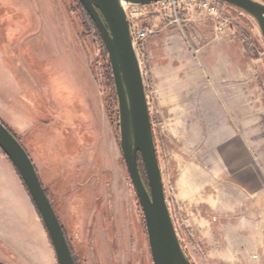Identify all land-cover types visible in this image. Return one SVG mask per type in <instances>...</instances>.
<instances>
[{
  "label": "crops",
  "instance_id": "1",
  "mask_svg": "<svg viewBox=\"0 0 264 264\" xmlns=\"http://www.w3.org/2000/svg\"><path fill=\"white\" fill-rule=\"evenodd\" d=\"M7 1L12 19L6 24L0 18V118L20 135L40 177H54L50 183L66 177L62 184L70 192L89 187L100 200L98 209L111 217L120 145L117 135L110 137L103 94L71 13L62 0ZM57 16L69 23L66 28L73 26L74 37L69 34L67 42L80 46L76 52L91 91L80 85L71 55L54 47ZM151 38L150 70L163 104L176 114L172 126L185 129L183 134L198 147L196 169L186 177L196 176L203 210L198 233L212 245L198 264H207V257L226 258L215 242L213 228L218 227L223 238L252 240L253 251L244 258L253 261L252 253L264 246V102L256 98L255 88L232 83L238 74L236 57L226 50L213 52L214 73L199 48L195 56L188 39L184 55L179 48L185 41L171 36L168 28L162 26ZM238 191H249L248 200L235 199ZM33 205L14 165L0 151V260L5 264L58 263ZM239 208L247 209L244 219ZM243 223L247 227L239 231L235 225Z\"/></svg>",
  "mask_w": 264,
  "mask_h": 264
},
{
  "label": "rangeland",
  "instance_id": "2",
  "mask_svg": "<svg viewBox=\"0 0 264 264\" xmlns=\"http://www.w3.org/2000/svg\"><path fill=\"white\" fill-rule=\"evenodd\" d=\"M62 1L64 7L68 8L71 13L72 21L77 26L78 38L82 41L89 56L91 71L97 82L96 85L103 94L105 117L109 124L110 137L113 139L117 135L114 100L112 101L114 92L105 77L99 74V66L102 65L101 55L94 44L93 36L85 30L86 27L83 28L82 24L80 25L84 21L81 3L78 0ZM257 1L264 3V0ZM216 3L221 17L227 19L224 25L220 23L222 19L215 17L207 10H203L198 4L185 1H180L175 6L156 3L148 8L147 15L137 18L138 25L147 27L152 31L142 44L141 60L153 135L155 136L168 204L177 231L183 240L182 244L193 264H198L199 256L203 257L207 253L206 251L212 247L210 244L208 247L207 240L205 241L204 237L198 233L199 211L203 214V210L199 208L196 176L194 175L190 181L186 177L193 170V167L196 169L198 147L196 143L190 141L188 136L183 134L185 129L172 126L176 114L173 111H168L167 106L162 102L150 70L148 49L152 35L162 26L166 27L171 36L179 35L181 43L185 41L184 45L180 44L181 53L185 55L191 44L196 56L199 48L201 50L200 56L205 57L207 67H213L210 68V71H214V73L218 66L215 62L217 60H213L214 53L224 49L226 53L236 57L238 74L232 83L241 87L255 88L256 98L264 102V38L258 24L253 17L238 8L235 9V7L219 1ZM10 8H12L11 3L7 0H4V3L0 5V18H4L3 23H11L9 20L12 18L7 13V10H11ZM60 17L57 16L56 20L57 40H55L54 47H56L57 52L62 49L63 52L66 51L69 56L71 55V66L81 79L80 85L82 84L85 89L91 91L93 88L91 80L82 67V59L76 52L80 46L73 48L75 47L74 43L71 46L72 44L67 42L69 34L72 38L74 37L73 26L70 24L66 28L67 21L64 25L63 17ZM220 25H222V29L219 28ZM182 28L186 33L185 35L180 34ZM173 44H177V42ZM57 52L55 55H58ZM2 120L7 123L6 120ZM11 129L17 134L13 127ZM31 135L28 134V139ZM18 137L21 138L20 135ZM117 150L119 167L115 170L113 177L116 188L114 186L115 191L110 196V199H113L112 218L106 209H98L100 200L96 199L95 192L89 187L81 191L71 190L70 192L69 188L71 187L62 184L66 177L57 176L58 179L51 183L49 180L50 178L54 180V177L45 175L40 177L45 191L47 190L56 213L70 237L74 257L78 264H153L143 212L121 149ZM0 151L3 153L1 149ZM248 192H236L235 199L244 198L248 200L250 196ZM34 208L37 215L36 219L43 226L48 236L43 221L35 206ZM246 211V208H239L240 219H244ZM209 215L213 216L210 213ZM214 226L216 225L213 224ZM235 226L241 229L239 231H245V227H247L245 223ZM213 232L218 238L215 240L217 249L220 253L223 252L226 258L219 257L213 260V258L207 257V264H264V246L252 253V257L253 255L256 256L252 258L253 261H247L244 255L253 251L251 248L252 240H239L233 237L223 238L219 227L213 228ZM48 240L49 245H51L49 237ZM51 247L53 248L52 245ZM0 263L5 264L1 260Z\"/></svg>",
  "mask_w": 264,
  "mask_h": 264
},
{
  "label": "water",
  "instance_id": "3",
  "mask_svg": "<svg viewBox=\"0 0 264 264\" xmlns=\"http://www.w3.org/2000/svg\"><path fill=\"white\" fill-rule=\"evenodd\" d=\"M172 0H80L103 39L118 106L116 131L145 221L153 264H193L179 239L164 187L141 60L126 6ZM182 1L183 0H174ZM196 1V0H195ZM255 19L264 38V3L215 0ZM0 149L14 165L48 232L58 264H76L63 225L24 145L0 120ZM140 154L147 188L139 168Z\"/></svg>",
  "mask_w": 264,
  "mask_h": 264
},
{
  "label": "built area",
  "instance_id": "4",
  "mask_svg": "<svg viewBox=\"0 0 264 264\" xmlns=\"http://www.w3.org/2000/svg\"><path fill=\"white\" fill-rule=\"evenodd\" d=\"M185 2H189V3H195L198 4L199 7H201L203 10H207L210 12V14L214 15L217 18L222 19V21L220 22L222 25L225 24V22H227V19H223L219 13V8L217 6L216 1L214 0H183ZM178 2L180 1H161V2H156L157 4L161 3L163 5H173L175 6ZM156 3L153 4H148V5H133V4H128L126 6V10L128 13V16L130 17V22H131V27H132V33H133V38H134V44L137 47L138 53H139V57L141 60V47L143 42H145V40L147 39V37L151 34V30H149L147 27H144L142 25H138L137 24V18H139L140 16L147 15L148 14V8L151 5H155ZM222 25H220V29H222ZM141 65H142V60H141ZM143 68V66H142Z\"/></svg>",
  "mask_w": 264,
  "mask_h": 264
},
{
  "label": "trees",
  "instance_id": "5",
  "mask_svg": "<svg viewBox=\"0 0 264 264\" xmlns=\"http://www.w3.org/2000/svg\"><path fill=\"white\" fill-rule=\"evenodd\" d=\"M80 2V0H78ZM81 3V2H80ZM81 6L83 8V12H84V21H82L80 23V25L82 24L83 28L86 27L85 30H87V32L89 34H91L93 36V40H94V44L95 46L97 47L100 55H101V62H102V65L99 66V74H101V76L105 77L107 83L109 84L110 87L113 88V97H112V101L114 100L113 104H114V109L117 108L118 106V100H117V95L115 93V90H114V80H113V75H112V71L111 68H110V65L108 63V54H107V50H106V47L104 45V42H103V39L96 27V24L94 23L93 19H91V16L90 14L88 13V11L85 9V7L83 6V4L81 3ZM103 57V58H102ZM99 64V63H98ZM1 122L20 140V138L18 137V135L11 129V127L5 122L3 121L1 118H0ZM4 153V152H3ZM138 158H139V168H140V172L142 175V178L147 186V188H149V185H148V178H147V174H146V170H145V167H144V164L142 161V158L140 156V154L138 155ZM9 159V158H8ZM24 184V182H23ZM25 188H26V185L24 184ZM27 189V188H26ZM140 204V203H139ZM38 211V210H37ZM39 213V212H38ZM40 215V214H39ZM41 218V216H40ZM44 224V223H43ZM45 226V225H44ZM46 228V227H45ZM70 239H68L69 241ZM70 243V242H69ZM1 264V263H0Z\"/></svg>",
  "mask_w": 264,
  "mask_h": 264
},
{
  "label": "flooded vegetation",
  "instance_id": "6",
  "mask_svg": "<svg viewBox=\"0 0 264 264\" xmlns=\"http://www.w3.org/2000/svg\"><path fill=\"white\" fill-rule=\"evenodd\" d=\"M2 119V118H1ZM8 124V123H7ZM9 125V124H8ZM20 141V140H19ZM47 191V190H46ZM48 194V193H47ZM49 195V194H48ZM50 198V197H49ZM51 200V199H50ZM62 223V222H61ZM62 225H63V223H62ZM63 228H64V231L66 230L65 229V227H64V225H63ZM65 234H66V237H67V240L68 239H70V237L67 235V231H65ZM70 242V240L68 241V243ZM69 245H70V248H71V251H72V254H73V257H74V253H73V248H72V245H71V242L69 243ZM74 259H75V262H76V264H78V262H77V260H76V258L74 257Z\"/></svg>",
  "mask_w": 264,
  "mask_h": 264
}]
</instances>
